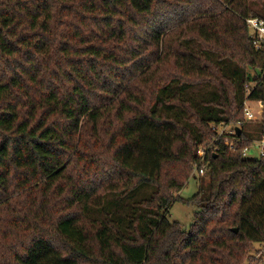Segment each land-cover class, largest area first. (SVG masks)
<instances>
[{
  "label": "trees",
  "instance_id": "16d2710c",
  "mask_svg": "<svg viewBox=\"0 0 264 264\" xmlns=\"http://www.w3.org/2000/svg\"><path fill=\"white\" fill-rule=\"evenodd\" d=\"M252 17L264 0H0V264H242L264 242ZM246 100L261 119L218 136Z\"/></svg>",
  "mask_w": 264,
  "mask_h": 264
},
{
  "label": "built area",
  "instance_id": "2783aa9c",
  "mask_svg": "<svg viewBox=\"0 0 264 264\" xmlns=\"http://www.w3.org/2000/svg\"><path fill=\"white\" fill-rule=\"evenodd\" d=\"M247 26L250 30V37L252 38L253 44L257 49H264V20L256 17L247 18L246 19ZM256 103L257 107L253 109L249 104ZM244 121H239L236 124H213V129L218 133V136L231 135L233 138L239 137L237 133V129L244 127L246 121H257L261 119L263 114V105L261 102H250L249 100L245 101L244 106ZM253 144L257 147V157H264V135L260 140H255L250 146H246L243 148L242 156L249 157L250 152L253 149ZM212 147H210L211 149ZM237 146L235 144H231L230 150L235 151ZM200 162L205 161L206 151L201 148L199 151ZM198 173L203 175L206 173V164L202 165L201 168L197 169Z\"/></svg>",
  "mask_w": 264,
  "mask_h": 264
},
{
  "label": "rangeland",
  "instance_id": "374dc122",
  "mask_svg": "<svg viewBox=\"0 0 264 264\" xmlns=\"http://www.w3.org/2000/svg\"><path fill=\"white\" fill-rule=\"evenodd\" d=\"M249 105L253 109L257 107L256 103H250ZM252 147L253 149L250 152V156H249L250 158L258 156L256 145L253 144ZM204 181H209V178L206 177ZM199 182H200L199 180H196L193 177L190 178L188 184L178 194L186 199L191 198L196 192L199 191V187H198ZM195 211H196L195 206L185 205L181 202H176L170 210L169 219L179 221L184 226L189 227L194 222L193 220H194ZM242 264H264V242H255L251 244V248L248 252H246V259L245 261H243Z\"/></svg>",
  "mask_w": 264,
  "mask_h": 264
},
{
  "label": "water",
  "instance_id": "95a60500",
  "mask_svg": "<svg viewBox=\"0 0 264 264\" xmlns=\"http://www.w3.org/2000/svg\"><path fill=\"white\" fill-rule=\"evenodd\" d=\"M237 133L241 134V129L240 128L237 129ZM235 231H237V229H235Z\"/></svg>",
  "mask_w": 264,
  "mask_h": 264
}]
</instances>
